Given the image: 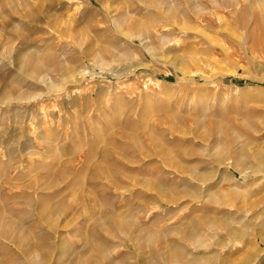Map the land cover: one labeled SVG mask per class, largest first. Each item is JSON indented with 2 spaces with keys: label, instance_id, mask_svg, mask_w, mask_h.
<instances>
[{
  "label": "rangeland",
  "instance_id": "obj_1",
  "mask_svg": "<svg viewBox=\"0 0 264 264\" xmlns=\"http://www.w3.org/2000/svg\"><path fill=\"white\" fill-rule=\"evenodd\" d=\"M0 264H264V0H0Z\"/></svg>",
  "mask_w": 264,
  "mask_h": 264
},
{
  "label": "bare ground",
  "instance_id": "obj_2",
  "mask_svg": "<svg viewBox=\"0 0 264 264\" xmlns=\"http://www.w3.org/2000/svg\"><path fill=\"white\" fill-rule=\"evenodd\" d=\"M239 162V161H238ZM238 164V163H237ZM165 259V258H164Z\"/></svg>",
  "mask_w": 264,
  "mask_h": 264
}]
</instances>
